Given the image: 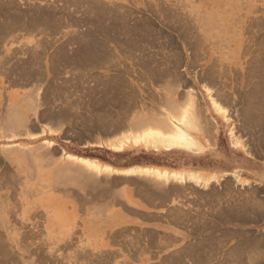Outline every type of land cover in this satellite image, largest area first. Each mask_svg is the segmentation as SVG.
<instances>
[{
	"label": "rangeland",
	"instance_id": "rangeland-1",
	"mask_svg": "<svg viewBox=\"0 0 264 264\" xmlns=\"http://www.w3.org/2000/svg\"><path fill=\"white\" fill-rule=\"evenodd\" d=\"M9 1L14 6L7 4L9 7L7 6L6 13L4 12L5 17L9 14L13 15L16 8L26 13V17L28 12L39 10L51 12L53 9L57 10V14L54 13L57 16L62 13L68 18L75 16L79 19V24L66 25L65 23L57 31L50 30L44 33V38L39 30L38 32L33 30L35 31L33 33L24 29H15L9 36L8 34L0 36V60L3 63H0V206H3L1 211L3 208L6 209V213L1 214L3 219L0 221V240L4 239V241L3 245H0L3 247L7 243L9 246H4L7 248L0 252V264H174L173 256L177 252L181 257L187 258V260L181 259V264L183 262L184 264H227L228 262V264H237L242 259L245 262L238 264H248L246 263L248 262L247 256H243L244 253L240 259L239 254H236V257L239 256L237 260L234 253V256L230 254L227 256L228 254L225 253V251H235L240 238L254 242V245L258 246L256 249L261 252L258 255L259 260L261 264H264V151L256 145L257 138L261 140L263 132H256L254 125L248 123V126L243 119L246 113L244 109L247 106V96H253L258 91L263 92V90H252L251 85L255 79L249 80V76L245 74L249 73L248 68L252 59L258 55L260 50L258 45H261L260 41L264 40V0H97L98 4H103V7L111 8V10L114 8L116 13L122 15L128 13L127 22L130 21V25L138 22L141 24L143 21L149 22L153 27L147 32L150 36L140 40L141 35L133 34L131 37L138 43L133 48L129 46V50L127 46L123 45L125 47L123 49V46H117L118 43L106 40V33L98 31V40L106 43L104 46L109 48L111 52L109 55L112 56L102 58V63L106 64L101 66L102 64L99 63L100 67L96 65L97 67L91 68L90 72L82 68L84 73L81 66H78V69L77 67L71 68L72 71L70 67H65L60 70L59 74L55 73L56 77L53 76L55 74L52 71H49L48 58L62 43L67 44V40L72 35L71 32L76 30L75 35H77L76 33H83L84 29L92 28L89 26V19L94 12L91 11V6L94 7L93 2L96 1L71 0L75 1L72 3L70 0L66 2L63 0ZM95 8L100 7L95 5L93 10ZM107 20V17H101L103 23L99 24L105 27L108 25ZM99 24H96V29L100 27ZM186 24L190 26L192 32L184 36L181 30ZM95 28H92L91 32L96 33ZM234 38H240L242 41L240 56L237 57L236 63L225 59L227 51L225 47L230 46ZM36 41L44 45L43 51ZM192 41L197 45L192 44ZM75 44L77 43L67 44V49L69 51L74 49ZM6 47L18 49L15 56L8 57V52L11 51L8 50L5 53L3 50ZM32 51L41 54L39 56V59H42L41 62L47 59L48 64L47 77L41 81L39 90L31 89V85H24L20 88L8 85L14 76L8 73L9 66H18L19 59H27V54H32ZM3 55H6L8 59L1 57ZM108 59L118 64L111 61L108 63ZM247 59L249 61L245 63ZM174 62L176 64H173ZM20 64L19 67L22 66ZM164 67H169L171 73L169 72L170 74L165 77L162 76L163 78L153 79L150 74L158 70L163 71ZM171 67L175 70L172 71ZM245 68L248 69L247 73H243L246 71ZM4 69L7 72H3ZM79 69V72L82 71L79 74L86 75L111 74L117 71L118 75L126 78L123 79L132 86V92L130 91L129 95L132 96L131 101L136 99L135 105L130 108L132 116L139 115L141 109L144 111L150 108L152 111L160 110L162 107L168 109L165 101H162L163 104L158 101L160 95L164 96L166 86L169 90L182 93L181 100H184V95L188 90H194L200 96L204 106L208 104L203 87H209L212 92L220 88L230 97L229 101L221 102L229 108L231 122L225 124L218 120V127L216 131L213 130L214 136L211 144H207L202 153L155 152L141 148L127 149L120 153L113 152L97 144L115 139L120 133L103 135L98 128L95 129L98 126L94 117H90V122L87 120L86 117H89L90 112L87 111L86 104H82L87 101L86 83H84V90H73L72 88L69 90L71 96L67 98L81 106L73 107L74 116L71 123L67 121L50 122L40 118V114L47 109L56 112L65 104L64 95L62 96L61 92L62 97L59 95L61 98L57 99L52 96L57 90H42V88L47 87V82L49 84L57 82L61 85L64 80L76 81ZM212 69L216 71L214 74L218 75L215 78V84H212L208 77ZM176 72L179 75L178 86L176 83H171L173 86L170 87L167 81H171L172 77L177 75ZM5 73L9 75L8 78ZM14 92L18 95L16 96ZM20 95L23 100L16 98L15 101L14 97ZM40 96H44V99L46 97L45 103L41 102ZM25 101H29L28 104L31 105L28 106L26 102L27 109H24L27 110L26 112L21 108ZM17 105L24 114L20 110L16 111L20 109ZM118 108L119 106L114 109L119 110ZM112 114L115 115L114 111ZM80 115H85V120H82ZM213 117L216 118V115L213 114ZM230 125L235 126L237 134L247 141L254 154L253 158L246 160L242 152H233L226 133ZM128 130L134 132L138 129L134 126ZM47 131L51 135H47ZM122 132L124 133L125 130ZM37 133H41L40 136L33 138L32 136ZM65 152L96 157L115 166L152 164L193 170L236 171L240 176L248 178L249 183L238 185L239 183L232 175L221 176L218 182L208 187L174 181L162 183V181L144 175H133L126 178L117 174L104 173L101 176V174L90 172L66 161ZM257 201L261 203L259 209L261 214L258 216L254 211L255 213L246 216L245 220L237 221L230 220L229 217L223 219L221 215L223 209L228 213V209L239 207L242 204L248 207L251 204L252 208L253 202ZM62 222L65 225L62 226ZM212 222L217 225L212 224L211 226ZM157 234L168 236L167 242L165 238L157 237ZM211 237L216 238V240L213 239L214 244L217 242L220 245L216 243L217 246H214L217 251L213 254V259H211ZM257 240H260L259 243ZM196 251H205L206 263L202 255H184V253H195ZM223 256L229 257L227 259L230 260ZM197 257H200L202 262ZM234 259L236 262H231L235 261Z\"/></svg>",
	"mask_w": 264,
	"mask_h": 264
},
{
	"label": "bare ground",
	"instance_id": "bare-ground-1",
	"mask_svg": "<svg viewBox=\"0 0 264 264\" xmlns=\"http://www.w3.org/2000/svg\"><path fill=\"white\" fill-rule=\"evenodd\" d=\"M8 1L9 0H6V2H5V0H0V17H1L0 18V36H5L7 34H8L7 36H9V34H11L12 31L13 32L15 31V29L16 30L17 29H19V30L20 29L21 30L24 29L25 31H31L33 33L36 30H37V32L39 30L40 34H42V37L44 38L45 36H43V34L44 33H48L47 31H50V30L51 31H53V30L57 31V29L61 28V26L63 27L65 25V23H66V25L67 24L69 25L71 23H76L77 24L78 21H79V19L75 18V16H73L74 18H72V17L68 18V16L66 17V15L63 16L64 13H62V15H58L57 16V15L54 14V13L57 14V12H56L57 10L54 11L53 9H52V11H54V12H52V11L51 12L50 11H40V10L37 11V12H34V11L33 12H28V16H27L28 18H27L25 16V15H27L26 13L18 11V9L15 7L18 12L15 9V12L13 13V15L9 14V15H7L5 17V13H6L5 11L7 10L6 9L7 6L8 5L14 6V4H11L10 1L8 3ZM63 1L66 2V0H63ZM67 1H69V0H67ZM95 1L96 2H93L94 3L93 4L94 7H95V5H97L100 8H97L98 10L96 8H95V10H93L94 7L91 6V8H92L91 11H94V12H93L92 15H90L91 17H90L89 21L91 23L89 22V24H90L89 26H92V28H95V27H97L96 24L103 23L101 21V17H103V18L107 17L108 18V20H107L108 21L107 22L108 25L107 26L103 27L102 24L101 25L99 24L100 27L98 29L95 28L96 29V33L91 32L92 28H89L88 30L84 29L83 33H81V34H80V32L76 33L77 35H75V31L76 30L71 32L72 35L67 40V44L73 42V43H77V44H75L76 46L74 47V49H70V51H69L67 49V46H66L67 44L65 43V45H63V43H62L60 46L57 47L58 48L57 51L55 49L54 54L52 56H50V58H48L49 59V62H48L49 65L47 64V59H45V62H43V63L41 62L42 59H39V56L41 54L39 55L36 52L32 51V54H27V56H26L27 59H24V60H20L19 59V61L22 64V66L19 67V64H20V63H18L19 61H17L18 66H16V67L14 65L13 66H9V69H8L7 68L8 66H6V68L8 69V73L14 75L13 77L10 75L12 77V79H11V81H9L8 85L13 86V87L19 86V88L21 86H24V85H31L32 86L31 89L35 90V88H36V90H39L40 85H41V81L45 80L46 77H47L46 76L47 71H48L47 65L49 67V71H52L54 74L55 73L59 74L60 70L64 69L65 67H67V68L70 67V70H71V68H74V67L76 68L77 67V69H78L79 68L78 66H81V70L84 73V69H82V68H85V70H88V72H90V69L93 68V67L99 66L100 65L99 63H101L102 64L101 66H103L106 63H104V64L102 63V61H101L102 58L107 57L109 55V53L111 54V52H109V48L107 49V47L104 46V45H106V43L104 44V43H102L101 41L98 40L97 34L100 31H101L100 33H102V32L106 33L105 34L106 37H107L106 40H111V42L114 41L113 43H116V44L118 43L117 44L118 47H119V45H120V47L124 45V46H127V48L129 46L133 48L138 43V41L136 39L135 40L137 42L134 41L133 37H131V36H133V34L141 35L142 37H140V40L142 38L145 39L150 34V33L148 34L147 32H149L148 30H152L151 28H153V27H151L149 22L145 23V21H143V23H141V24L138 22L139 24L136 23V24L130 25L129 24L130 21L127 22L128 13L124 14V15H122L121 13L120 14L116 13V10L114 12V8H113V10H111V8L108 9L106 7H103V4H98L97 0H95ZM72 2H75V1H71V3ZM80 2H83V1L81 0ZM12 3H14V1H12ZM89 4L92 5V3H89ZM87 7H89V6H87ZM89 9H90V7H89ZM224 12H226V10ZM9 13H11V12H9ZM29 13H31V14H29ZM72 14L73 13H71V15ZM211 14H212V12H211ZM219 15H220V13H219ZM22 17H23V19H21ZM85 20L86 19H84V21ZM104 21H106V20L104 19ZM179 21H181V20H179ZM252 21H254V20H252ZM62 22H64V24ZM186 22H187V20H186ZM93 23H95L94 25H96V26H94ZM258 25H260V24L258 23ZM33 30H35V31H33ZM181 31L184 32L183 35L184 34L185 35H189L192 32V31H190V26L187 25V24H186L185 28L183 30H181ZM109 32H111V34ZM118 32L120 34H118ZM245 32H248V31L245 30ZM103 35H104V33H103ZM77 36H78V39H77ZM118 37H119V40H118ZM2 38H4V37H2ZM262 39H263V37H262ZM0 40H1V37H0ZM147 40H149V39H147ZM197 40H195V41H197ZM40 41L41 40H39V42ZM36 42H38V41H36ZM39 42H38V44H39L38 47L40 46L41 47L40 49L42 50L45 47H43L44 45H40ZM192 42H191L192 44H194V45L196 44L197 45V43H194V41H192ZM260 42H261V45H258V46H260V50L258 49L259 53H257L258 55H256V57L254 59H252L251 65L248 68L249 70L245 68L246 71H243V73L244 72L247 73V70H248L249 73L247 75L245 74V76H247V77L249 76V80L255 79L254 80L255 82L253 84L250 82L252 84L251 85L252 86V88H251L252 90H263V92L258 91L253 96L252 95L251 96H247V102H246L247 106L244 109V110H246V113L244 111L245 114L243 115L244 116L243 119L245 120L247 125H248V123L251 124V125L253 124L255 129H256V132H263L262 139L258 140V138H257V142H256V136H255V142H256V145L260 146L262 148L261 150L264 151V40H263V42L262 41H260ZM43 44H45V43H43ZM64 46H66V47H64ZM225 46H223V47H225ZM0 47H1V45H0ZM241 47H242L241 39L240 38L239 39L238 38H234L232 44L230 46L225 47V48H227V51L225 52V59L231 60L232 62L236 63L237 62V57L240 56ZM119 49H121V48H119ZM123 49H125V47ZM8 50H10L12 52V53L8 52L7 56L10 57V58L15 56L16 52L18 51V49L17 50L16 49H11L9 47L8 48L6 47V49H4L3 51L6 53V51H8ZM244 50H246V48ZM35 51H36V49H35ZM125 51L127 52V50H125ZM122 52L123 51H121V53ZM119 53H120V51H119ZM133 53H134V51H133ZM222 53L223 52H221V54ZM112 54H114V53L112 52ZM252 54H254V53H252ZM230 55L232 56L231 58H230ZM5 56L6 55H3L1 57H4L5 59L6 58L8 59V57L7 56L5 57ZM29 56H30V58H29ZM110 56L111 55H109V57ZM127 56H129L128 53H127ZM250 59H251V57H250ZM112 60H113V58H112ZM9 61L10 60H8V62ZM21 61L24 62V63H22ZM107 61L109 63L111 60L109 61V59H108ZM166 61L168 62L169 59L166 60ZM247 61H249V60L247 59L245 61V63ZM113 62L115 64H118V63H116V61H113ZM175 62L173 64L177 63V62L176 63ZM0 63H2V60H0ZM156 63H158V62H156ZM110 65L112 66L113 64H110ZM159 65H160V63H159ZM115 66H117V65H115ZM247 66H249V65H247ZM106 67H107V65H106ZM174 67H173V70H175ZM213 67H214V65H213ZM104 68H105V66H104ZM108 68H109V64H108ZM6 70L3 71V72H7ZM152 70H153V68H152ZM171 70H172V67H171ZM209 70H211V69H209ZM209 70H208V73H209ZM222 70H223V68H222ZM79 71H80V69L77 72L78 74H77V77H76V81L64 80V81H62L63 84H61V85L59 83H57V82L56 83H54V82L51 83L52 85L49 84V82H47L48 83L47 87L46 88L45 87L42 88V90H57L56 91L57 93L56 92H55L56 94L54 93L55 95L52 93L53 94L52 96L57 98V99H59V97L61 96L60 94L62 93V96L64 95L65 104H64V106L59 108V110H57L56 112H54L53 110H48L47 109L46 111H44V112H42L40 114V118L41 119H46V120H48L50 122H60V121H65L66 122L67 121V123H68V122L72 121L71 119L74 116L73 107H79L80 105L78 106L77 102L72 101L71 99L67 98V97L71 96L69 90H71V88L73 90H81V89L84 90V88H85L84 87V83H86V87L87 88H86V91H85V96H87L86 97L87 101L86 102L84 101L85 103H82V104H84V105L86 104L87 111L90 112L89 117H86L87 120L90 122V120H91L90 117L91 116L94 117L95 121L97 122L96 125L98 126L95 129L98 128L100 130V133H102L103 135H108V134L112 135V134L120 133V135L118 137H116L115 139L106 140V141H104L102 143H98L97 144V146L105 147L106 149H109V150H111L113 152L120 153V152L126 151L127 149L141 148V149H145V150H152V151H155V152H160V151H164V152L186 151V152L196 153V154L202 153V152H204L207 144L208 145L211 144V140H212V138L214 136L213 130L216 131V129L218 127V120H221L222 123H225V124H230V122H231V116H230V113H229V108H227V106H225L221 102V101H227V100L229 101L230 97L227 96L228 93L226 94L220 88L214 89L215 91L212 92V90L209 87H207V86L203 87V90H205V97H206L207 104H208V106H204L205 104L202 103V100L200 99V96L194 90H188L185 93V95H184L185 96L184 100H181L180 98H181V96H183V95H181L182 93H178V92H176V90H169V87H167L166 83H165L166 87H164V88H166V92L164 93V96L160 95L158 97V101H161L160 103H162V104L165 101L167 103L168 109H166L165 107H164L165 109H163V107H162V109H160V110L155 109V111H152L151 108H150V110H147V111L146 110L144 111V109H141L139 115H135V116L133 115L132 116L131 115L132 113L130 114V112H131L130 108H131L132 105H135V103H136L135 100L136 99L131 101L132 96L130 97L129 95L132 92L131 91L132 90V88H131L132 86H130V84H129V82H127V80H124L126 78L122 77V75H118V73L116 71V72L111 73V74H105L104 73L102 75L101 74H95V75H91V74L88 75L87 74L86 75V74L82 73L83 76H84V80H83L82 74H79L82 71L81 72H79ZM158 71L155 72V73H152L150 71L152 73L150 75H152L153 79L154 78L158 79V78H161L162 76L165 77V76H167V74L171 73L169 67H164L163 71H159L160 73ZM66 72H67V70H66ZM215 72L216 71L215 70L213 71V69H212L211 75L208 76L211 79V83L212 84H215V80H216L215 78H216V76H218V75L214 74ZM206 73L207 72H205V74ZM221 73H225V72H221ZM5 76H7L6 73H5ZM8 76H7V78H8ZM53 76L56 77L57 75L55 74ZM178 76L179 75L177 73V75L175 74V76L172 77L171 81H167L169 83L168 86L169 85H170V87L173 86L171 83H176V85H177L178 80H179ZM235 76H237V75H235ZM247 79H245V80H247ZM8 80L9 79H7V81ZM55 80H56V78H55ZM249 80H248V82H249ZM50 82H52V81H50ZM89 84H91V85H89ZM218 86L220 87V85H217V87ZM16 88H18V87H16ZM211 88H215V87H211ZM171 89H173V88H171ZM19 90H21V89H19ZM60 90H62V91H60ZM14 93L16 94V96L18 95V93H16V92H14ZM37 93L38 92H36V94ZM43 93H44V91H43ZM136 94L138 96V93H136ZM22 95H20L18 97H14L15 101H16V98H21ZM42 95H44V94H42ZM152 95H155V94H152ZM40 97H41L40 98L41 102L45 103V101L47 100L46 97H45V99H44V96H40ZM155 97H156V95H155ZM42 98H43V100H42ZM134 98H136V97H134ZM24 99L26 100V98H24ZM179 99L181 101H179ZM26 102L27 101L24 102L25 104L23 103L24 105H22V106L20 105L23 110L25 108L27 109ZM28 102H27V104H28ZM29 105L30 104H28V106ZM23 106H24V108H23ZM117 106H119L118 109L119 110L121 109V111L114 109ZM17 107H19V106L17 105ZM21 108L20 109H16L15 108V109H16V111L20 110V112H21ZM112 110L114 111L115 115L112 114V112H113ZM24 111L26 112L27 110H24ZM22 114H24V113H22ZM213 114L216 115V118L213 117ZM129 115H131V117ZM81 117H82V120H85L84 119L85 115L81 116ZM83 122H85V121H83ZM134 126L137 127V129H138L137 131H134V132L129 131V130L127 131V129H132V127H134ZM93 127H94V125L92 126V128ZM123 130H125L124 133L122 132ZM226 133H227L228 140L230 142V146L232 147L233 152H238V153L242 152L244 154L243 157L246 160L254 157L253 156L254 154L252 153L249 144H247L246 140L244 141V139H242L243 137H241L240 135L237 134L235 126L230 125V127H229V129H228V131ZM40 134L41 133H37V134L33 135L32 137L33 138L38 137V136H40ZM258 146H257V148H258ZM64 157L67 159L66 161H69L73 165H77L78 167H81L82 169H87L90 172L101 174V176L104 175V173L105 174L106 173L117 174V175H121L122 177H126V178H127V176L129 177V176H133V175H144V176H149L151 179L155 178L154 180L162 181V183L163 182L166 183L168 181H174V182H178V183H181V184L183 182V183H192L194 185L208 187L212 183L218 182L219 179H221L220 178L221 176H224V175H226V176L230 175L231 176L232 175L234 177V180L239 183L238 185L241 184V186H242V185H247L249 183V179L248 178L240 176L238 173H236V171L224 170V171L218 172L216 170H211L210 171L209 169L193 170V169H186V168H172V167L152 165V164H131V165L123 166V167H117V166L112 165L111 163L102 161V160H100V159H98L96 157H91V156H86V155H79V154H75V153H71V152H65L64 153ZM215 169H217V168H215ZM106 177H107V175H106ZM9 179H11V178H9ZM244 187L245 186H243V188ZM257 202L256 203L253 202V204H252L253 207L252 208L250 207L251 204H249V203L248 204H249L250 208L246 204H245L246 206L242 204L239 207L237 206V207H234V208H230V209H228V211H229L228 213L226 212L227 210L225 211L223 209L221 215L223 216V219L226 218V217H229L230 220L235 219L237 221L245 220L247 218L246 216H249L254 211L256 212V216H258V214L259 215L261 214L260 210H259L261 203H259V202L257 203ZM47 203H48V201H47ZM2 204H4V203H2ZM1 207H3V206L2 205L0 206V221L3 219L1 214L6 213V211H5L6 209L3 208L2 211H1ZM177 214H178V212H177ZM55 215H56V212H55ZM50 216H49V218H51ZM53 221H54V219H53ZM63 224L65 225L64 222L61 223L62 226H63ZM212 224H214V223L212 222L211 226H212ZM5 237H7V236H5ZM157 237L165 238V241H166V238L168 236H166V235L162 236V235H158L157 234ZM213 239L216 240V238L211 237V259H213L212 256L217 251V250H215L216 248L214 246H217V244L219 245V243H217V242H215V244L217 243L215 245L213 243ZM3 241H4V239L0 240V244L1 245H3L2 244ZM165 241H162V243L165 244L167 242V241L166 242ZM259 241H258V243H259ZM7 242H9V241H7ZM220 243H221V241H220ZM167 244H169V243H167ZM1 245H0V252L2 251V249L5 250L7 248V247L6 248L4 247V246L7 245V243H6V245L4 244L3 247ZM240 247H242V248H240ZM257 247H258L257 245H254V242H251V241L249 242V240H245L244 238L243 239L240 238L239 242L237 243L236 250L235 251H229V252L225 251V253L228 254L227 256H230V255L232 256L233 253H234L235 257L237 256L236 254H239V256H240V257L238 256L239 259L241 258V256L244 253L245 255H243V256H247V261L248 262H246V263H248V264H261L260 263L261 260H259V256H258V255H260L261 252H259V250L256 249ZM198 248H201V247H198ZM213 249L215 251H213ZM6 252H7V250H6ZM172 252L175 255L174 251H172ZM204 252L205 251H201V252L200 251L199 252L196 251L195 253L187 252V253H184V255H191L192 256V255L198 254V256L202 255L203 256L202 259L204 260V255H205ZM4 254H7V253H4ZM11 255H13V254H11ZM7 256L8 255H6V257ZM207 256H208V254L206 255V257ZM238 257H236L235 259L237 260ZM183 258H185V257H181V255H179L178 252H177L176 255L173 256V261H174L173 263L174 264H181L182 263L181 259H183ZM198 258L201 259L200 257H197V259ZM227 258H229V257H227ZM227 258H225V259H227ZM233 258L234 257H232V259ZM185 259L187 260V258H185ZM202 259H201V262H202ZM206 259L207 258H205V260H204L205 263L207 262ZM110 260H112V258ZM227 260H230V259H227ZM236 260L235 261L232 260L231 262H236ZM3 261H4V259H3ZM223 261H225V260H223ZM242 261H244V260L242 259ZM242 261L240 260V261H238V263L242 262ZM183 264H184V262H183Z\"/></svg>",
	"mask_w": 264,
	"mask_h": 264
},
{
	"label": "crops",
	"instance_id": "crops-1",
	"mask_svg": "<svg viewBox=\"0 0 264 264\" xmlns=\"http://www.w3.org/2000/svg\"><path fill=\"white\" fill-rule=\"evenodd\" d=\"M41 128V127H40ZM44 135V134H43ZM47 135H51V134H49V132L47 131ZM53 135V134H52ZM131 165V164H130ZM115 166V165H114ZM125 166H127V165H125ZM117 167H123V166H117Z\"/></svg>",
	"mask_w": 264,
	"mask_h": 264
}]
</instances>
